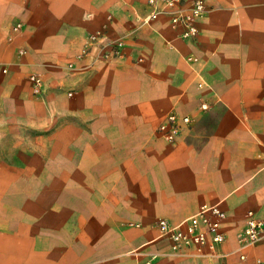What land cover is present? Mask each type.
Wrapping results in <instances>:
<instances>
[{
	"label": "crops",
	"instance_id": "1",
	"mask_svg": "<svg viewBox=\"0 0 264 264\" xmlns=\"http://www.w3.org/2000/svg\"><path fill=\"white\" fill-rule=\"evenodd\" d=\"M146 2L0 0V264H230L264 219V0H205L194 40ZM216 204L225 243L173 253L157 221Z\"/></svg>",
	"mask_w": 264,
	"mask_h": 264
},
{
	"label": "built area",
	"instance_id": "2",
	"mask_svg": "<svg viewBox=\"0 0 264 264\" xmlns=\"http://www.w3.org/2000/svg\"><path fill=\"white\" fill-rule=\"evenodd\" d=\"M149 10L143 16V23L150 24L160 17L169 18L173 29L180 31V37L184 40H194L199 32L198 20L203 18L208 11L205 0H147ZM21 27L18 24L15 29ZM103 32L91 33L88 37L90 47L98 46L100 49L109 47L105 52V57H118L124 46L123 41H104ZM188 61H196V57H188ZM35 85V92L38 93L41 85V79L31 76ZM199 86H202L200 84ZM206 102L201 104V109H208ZM192 119L189 116H179L176 113H170L166 119L161 122L157 132L170 142L176 141L180 136L184 126L191 124ZM226 218V213L216 205H204L194 215L186 218L178 224H171L166 219L157 221L159 235L167 238L170 242V248L173 253L187 254L186 250L194 249L196 253L201 254L208 247L220 246L225 243L226 236L222 229V222ZM264 238V219L255 218L252 212L249 213V219L239 240V259L230 264H241L247 260V255L243 250L254 246ZM144 264H152L148 260ZM222 264H227L223 262ZM253 264H263L260 258H256Z\"/></svg>",
	"mask_w": 264,
	"mask_h": 264
},
{
	"label": "bare ground",
	"instance_id": "3",
	"mask_svg": "<svg viewBox=\"0 0 264 264\" xmlns=\"http://www.w3.org/2000/svg\"><path fill=\"white\" fill-rule=\"evenodd\" d=\"M178 33V32H177ZM223 226V225H222Z\"/></svg>",
	"mask_w": 264,
	"mask_h": 264
}]
</instances>
